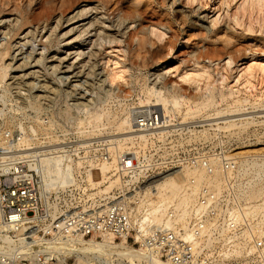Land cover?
<instances>
[{"label":"built area","instance_id":"built-area-1","mask_svg":"<svg viewBox=\"0 0 264 264\" xmlns=\"http://www.w3.org/2000/svg\"><path fill=\"white\" fill-rule=\"evenodd\" d=\"M138 106L132 108L134 128L149 133L148 141L142 146L135 142L118 156L112 171V180L117 179L118 185L108 194L100 192L110 180L99 177V167L113 162L115 152L109 143L95 142L90 127L79 131L76 114L61 119L62 129L27 138L15 131L5 136L0 143L1 227L11 237L21 238L24 245L28 243L31 252L20 255L1 249L0 264H63L54 247L79 235L124 239L126 244L174 264H218L236 251L242 253L237 260H253L255 249L258 262L264 259V233L254 227L251 209L241 204V191L234 184L235 177L240 180L242 174L232 149L217 137L205 141L202 125L176 124L175 118L168 121L159 106ZM51 111L45 113L46 119ZM195 130L197 140L178 142ZM53 155L65 157L73 167L72 175L64 185L49 182L45 188L42 161ZM188 170L201 171L207 177L218 173L221 192L209 185L196 189V179L190 177L183 194L194 202L186 209L161 207V219L148 218L155 205L151 202H155L156 184ZM244 177L246 183L252 179L251 175ZM72 258L64 264H70Z\"/></svg>","mask_w":264,"mask_h":264},{"label":"bare ground","instance_id":"bare-ground-1","mask_svg":"<svg viewBox=\"0 0 264 264\" xmlns=\"http://www.w3.org/2000/svg\"><path fill=\"white\" fill-rule=\"evenodd\" d=\"M15 0H0V13L6 12L7 14H15L14 18L3 19L1 23L3 26L9 27L8 32L6 35H10V38L13 35H18V32L22 30L28 23L32 21L30 18V11H31V1L29 0L23 3L22 6L18 7H10V4H13ZM75 1V0H74ZM73 1V2H74ZM102 4V8H105L106 11L108 8L112 10L111 14L115 12L122 14L120 19L118 18L115 22H112L110 27L108 26L107 29L115 28L117 31L124 32L129 28L131 23L135 22L136 18L144 19L146 18V9L142 4V0H98ZM183 4L186 5L188 8L195 7L196 5L204 6L209 13H213L215 16L213 19V27H219L223 24H228L232 29V34L234 37L244 38V39H252L253 37H261L264 36V0H182ZM44 6L48 7L53 12L64 11L66 8L70 7L72 4L71 0H43ZM15 4V3H14ZM98 9V8H97ZM149 12V11H148ZM17 13H19L17 15ZM153 12L152 15H154ZM159 14L156 12V15ZM155 16V15H154ZM84 17L83 11L77 12L72 17H58L56 21L55 27H48L46 23L43 25V29H35L36 31H29L27 33L28 38H25V42L20 44L17 48L18 55H14L12 57V61L18 60L19 55H27L24 57V62L17 66L14 71H22L24 67H27L32 64L33 60L35 59L34 55L37 49L34 47L35 40L38 37H41V41L43 38V31L48 29L50 31L49 39L52 42L53 39L57 38V30L63 27L64 23L72 22L76 19H81ZM157 17V16H156ZM175 18V17H174ZM165 19V18H164ZM177 20V19H176ZM78 21V20H77ZM167 21L166 23L157 22L152 23L147 27L146 32L143 33L144 39L146 41H153L154 44L159 45V48H163L167 43L171 42V38L173 36H177L179 34V30L174 27L173 21L169 14H167ZM178 22V21H177ZM103 21L100 22L98 19H93L86 24H81V26H76L70 28L65 35L67 34H76L77 41H82L84 37L86 40L95 37L94 44L97 46L101 45L98 43L102 39H106V37L110 36L106 32V28L103 25ZM180 23L182 26H185L188 22L186 20H181ZM37 26V25H36ZM164 27L170 31H166ZM39 27V25H38ZM41 27V26H40ZM200 27V26H199ZM196 36L199 38L206 37L207 33L205 29L200 27L197 29ZM95 31L94 34L92 32ZM128 32V31H127ZM126 32V33H127ZM137 32V31H136ZM131 33V32H130ZM133 33V34H132ZM131 34L136 37L135 32ZM30 34V35H29ZM5 35V36H6ZM139 35V34H138ZM33 36V37H32ZM106 36V37H105ZM32 37V38H31ZM134 37V38H135ZM138 37V36H137ZM232 37V36H231ZM233 38V37H232ZM35 39V40H34ZM225 39V37H224ZM264 39V38H260ZM91 40V39H90ZM142 40V38H141ZM87 42V41H86ZM224 45L221 47L219 46H211L209 50L206 52L207 55H220L226 54L229 55L227 61L223 64L225 68H229L231 71H234V76L231 77L232 80L235 81L234 85H240L242 83L253 86V82L259 81L264 83V62L258 61L259 53L264 54V50L261 48L259 52L253 50V47H250L251 51V59L246 63L238 64V56H235L233 51L240 52L242 48L239 47L236 50H233V43L230 39L223 41ZM240 42V41H239ZM141 43V41H140ZM139 43V44H140ZM237 43V42H236ZM143 44V41H142ZM146 43H144L145 45ZM256 44V43H255ZM261 44V43H260ZM44 49L47 50L49 46L47 44H42ZM240 45V43H239ZM16 46V45H15ZM142 46V45H141ZM237 46V45H236ZM241 46H244L241 44ZM262 46V45H260ZM14 47V46H13ZM28 47V48H27ZM257 47V45H256ZM11 44H6L3 48H0V83L4 82L5 79L9 76V72L12 69V65L10 63H5V59L7 56L11 55ZM31 48L30 51L28 49ZM143 48V46L141 47ZM171 48V47H170ZM208 49V48H207ZM98 50V49H97ZM77 52V51H76ZM245 52V51H244ZM87 54L83 49H80L78 55H85ZM247 54V53H246ZM94 53H91V56ZM246 55L243 54L242 57ZM249 56V57H250ZM213 56H209L211 58ZM237 57V58H236ZM44 54L40 56L34 66H40L44 62ZM247 58V57H246ZM245 58V59H246ZM205 59V58H204ZM60 61V65H56L53 69V73H56L58 70H61V65L64 59H57ZM95 64V63H94ZM221 64V63H220ZM116 69L117 71H102L99 73L101 77H105L102 81L107 85L110 86L111 89L108 93L110 98H115V100L119 101L120 95L115 90L112 91L114 85L120 81H126L127 77L131 76V83L134 81V77L131 74L126 73V69H122L118 62H116ZM221 66V65H220ZM29 68V67H28ZM90 68V67H89ZM88 68V70H89ZM95 66H92L90 69L91 73H94ZM114 68V69H115ZM22 69V70H21ZM45 72L40 74V71H33L29 73H23L22 75L12 76L11 79L14 81L13 84L17 85L16 89H20V87H29L35 89L39 92H45L46 84H41L42 82H47L44 78H48V70L44 69ZM221 70V69H220ZM75 69H72V66L68 67L67 70L64 72L72 73ZM85 70L81 68L79 71L75 73L74 76L70 77V75L66 77H60L63 83L67 81H72L75 77H83L85 75ZM86 74V73H85ZM128 74V75H127ZM88 75L91 77L90 73ZM165 75L159 74L156 75L155 78L147 84L146 78L142 80H135L136 82L142 81L144 85L140 91H138L139 95V106L138 107H148V106H159L162 108L163 112L165 113L168 121L173 120L176 118L177 110L176 108H180L186 105L193 114H199L200 111L206 109V105L213 102L214 93L208 95V100L206 103H191L186 100L183 96H180L174 92H166L162 86L159 84L161 83L162 79ZM89 77V78H90ZM213 77V74L208 65L200 63L195 64V68L191 69L189 73H185L183 75V79L187 81H191L194 83H198L199 80H209ZM71 78V79H70ZM88 78V79H89ZM134 78V79H133ZM137 78V77H136ZM228 77L222 75V82L226 81ZM28 79H33V82L27 83ZM146 81V82H145ZM9 84V86L12 85ZM128 83V82H127ZM118 84V83H117ZM152 84V85H151ZM49 85V84H47ZM232 85V86H234ZM244 85V84H243ZM19 86V87H18ZM81 85L75 84L72 85L71 93H77L80 91ZM115 87V86H114ZM237 87V86H236ZM53 88V87H52ZM234 88V87H233ZM232 87L229 89V96L234 97L239 93L238 89H233ZM15 89V88H14ZM27 89V88H26ZM116 89V88H115ZM166 89V88H165ZM254 89V88H253ZM70 90V89H69ZM47 91V90H46ZM51 91V90H49ZM134 92V91H133ZM47 96V95H46ZM45 96V97H46ZM87 96H92V93H87ZM35 97V96H34ZM43 97L42 95L40 96ZM48 97V96H47ZM85 96H81L80 98H84ZM220 97L223 99L225 96L223 92L220 93ZM237 97V96H235ZM36 98V97H35ZM39 95L37 96V99ZM37 99H27V103H19L17 100L10 99L9 96L1 95L0 96V139H1V131L6 128H18L20 131H15L17 135H20V138H27L29 136L37 135L38 132H47L50 130L62 129V124H59V116L56 113L48 115V119L44 116V108L39 100ZM34 100V101H33ZM42 100V99H41ZM40 100V101H41ZM88 101H93L90 98L87 99ZM110 100V99H109ZM114 100V99H113ZM88 102L89 104L91 103ZM116 102V101H115ZM249 100L247 98H236L228 107L226 111L229 113H234L236 111L245 110L246 106L248 105ZM101 106L91 107L88 112L85 114L87 118H81V121L87 119L85 122L84 127H90L91 133H102L108 132V135H103L102 137L95 138V142H107L112 147V151L115 152L113 162L103 163L99 167L101 171V176L103 180L109 179L108 184L105 185L101 189V193H111L112 189L118 185V180H112L115 163L118 161V156L126 153L133 145L138 143L140 146L144 145L143 143L148 141L149 133H144L141 131H137L134 128V117H133V105L129 107L127 104L120 102L118 109H113L108 104L106 105L105 102ZM111 103V102H110ZM77 104V103H76ZM260 104V103H259ZM137 105V104H136ZM113 106V105H112ZM253 107H256L254 103H252ZM86 108V107H85ZM89 108V106H88ZM52 109V108H51ZM48 110V109H47ZM87 111V109H85ZM49 111V110H48ZM57 111V110H56ZM52 112V111H51ZM67 112V111H66ZM81 112V111H80ZM59 113V112H58ZM223 113V110H218L216 115H220ZM81 114V113H80ZM77 116H82V115ZM83 114L84 116H86ZM62 115V114H61ZM66 115V114H65ZM62 115V116H65ZM67 116V115H66ZM65 117L60 118L65 119ZM77 116L74 117V120L77 119ZM178 117V116H177ZM82 121V122H83ZM62 123V122H61ZM254 123V120L237 123L236 120L230 119L224 122L223 127H219V129H238L239 134L243 131L247 130V127ZM77 125V124H76ZM80 126L82 124H79ZM77 125V128H81ZM169 125H173L170 123ZM113 131H111V130ZM110 130V131H109ZM8 131V130H6ZM5 131V132H6ZM80 131V129H79ZM12 132V131H10ZM4 133V132H3ZM9 132L6 133V135ZM203 135L206 137L208 134L207 129L202 131ZM197 131L190 132L186 138H178V142L182 143L192 142L190 140V136L196 135ZM4 135V134H3ZM5 136V135H4ZM22 136V137H21ZM109 141H108V140ZM3 140V139H2ZM2 140L0 142L2 143ZM107 140V141H106ZM4 142V141H3ZM57 147V146H56ZM249 152H239L233 154L235 158L238 157L242 160L239 161L240 169H241V177L240 180L238 177L235 179V186L239 188L241 191L239 199L243 206L247 204V209H251L249 213L253 217L254 227L261 228V233H264V151L256 153L254 155H248ZM54 154V153H53ZM47 155V154H44ZM44 169L41 175V181L45 188L49 184V182H60L61 185L65 184L66 177H70L72 172H70L73 167L71 164L65 160V157L62 155H53V156H45L43 157ZM92 167L94 163L91 164ZM65 167L68 169L66 170ZM246 175H251L252 179L249 183H246ZM90 176V173L88 174ZM190 177H194L196 179L195 188L198 189L203 185H209L216 187L218 191L221 192L222 190V179L221 176L216 173L212 177H207L203 172L196 171V170H188L184 173L183 176H171L156 184L157 191L153 195L155 197V202H151L155 205L152 207V212L148 218L153 220L161 219L160 208L161 207H171L175 209H186L190 203L194 202L193 197H189L183 194L185 182ZM101 183V182H99ZM98 185V184H97ZM151 193H147L146 195H150ZM143 195V194H142ZM251 204V206L249 205ZM3 215L0 212V251L1 249H5V251H18L19 254H29L31 251L29 249L28 243L23 244L24 241L21 238H13L11 237L6 230L1 227L3 225ZM61 245H56L54 247L55 252L59 255H62V261L67 260L70 257L76 258L80 263L79 264H174L170 261L164 260L161 256H157L155 253L147 252L144 249L136 248L126 244L125 240H115L112 236L103 235L101 238H96L95 236L86 238L84 236H74V237H67L62 240ZM254 249V248H252ZM227 257H238L241 256V251H236L233 254H226ZM233 262H226L222 261L218 264H264L262 263H255L253 260H247L241 262L240 260L230 259ZM243 261V260H242ZM264 261V260H263Z\"/></svg>","mask_w":264,"mask_h":264},{"label":"rangeland","instance_id":"rangeland-1","mask_svg":"<svg viewBox=\"0 0 264 264\" xmlns=\"http://www.w3.org/2000/svg\"><path fill=\"white\" fill-rule=\"evenodd\" d=\"M71 1L72 4L70 5V7L66 8V10H64L63 12H53L48 7H46V5L44 6L43 0H32L31 5H33L31 6L30 11V18L32 19V21L28 23L22 30H20L18 32V35H13L11 38L10 35H6L9 27L3 26L1 20L14 18L16 15H10L6 12L0 13V48H3V46H5L6 44H11V55L6 57L5 63H10L13 66L11 71L9 72V76L5 79L4 82L0 83V96L6 95L7 97L9 96L10 99L12 98V100H17L19 103L25 104L27 103V99H37V96L39 95V98L37 100H39L42 106H45L44 114L48 112V110L50 111L51 108L52 112L50 114L56 113L61 117H65L66 115V117H68L71 112L73 114H76V116L81 113L80 115L82 116H77V119L75 120L77 125L82 124L81 126L79 125L81 127L78 128L79 130L85 126V122L87 121V119H84V121L82 120V122L81 118H87L88 113L87 115L85 113L88 112L91 107L93 108L95 106H101L103 104L101 102H105V104H108V106H110L111 108L114 107L113 109H118L120 102L127 104L129 107H132L136 104L139 105L138 91H140V89H142L144 85H142V81L136 82L135 80H142V78H146L147 84H150V82L153 80V78L156 77V75L163 74L165 76L159 85L162 86L167 93L174 92L180 96H183L191 103H206L208 100V95L212 92L214 93V101L207 104L206 109H203L197 115L193 114L190 111V109L186 106L187 104L180 108H176L177 110H175L174 112H177V114L175 115L176 121H174V123L184 124V126H186L187 124L195 123L194 126L202 125L207 130H214L212 133H208L206 137L203 135L205 141L207 139L212 140L217 137L220 139V143L222 145H224L223 143H226V145H228L232 149L233 154L239 152H249L248 155H254L256 153L264 151V83L261 84L260 80H255V83L253 82L252 87L250 85L248 86L245 83L234 85L235 81L231 79V77L235 74L234 71H231L229 68H225V66L223 65L227 61L229 55L220 54L218 56L206 54V52L209 50V47L213 45L219 46L220 44L221 45L219 47H221L222 45H224L223 41L230 39L233 43V47H231L233 50H236L239 47L242 48V51L238 52V54L235 51L232 52L235 56H238V64H241L242 62L246 63L251 59V51L249 49L250 47H253L254 51L257 50V53L259 52V50H261V48L264 50V39H260L261 37L264 38V36L253 37L252 39H238V37H234V34H232V29L226 23L217 28L213 27V19L215 16L213 15V13H209V11H207L204 6L196 5L195 7H193V9L188 8L183 4L182 0H142V4L146 9V18H136L135 22L131 23V25H129V28L125 30L124 33L123 31H117V29H115L114 27L111 28V30L110 28L107 29L108 26L110 27L112 22H115L118 18L120 19V17H122V14L117 12L111 14L112 10L108 8L106 11L105 8H102V4L98 0ZM25 2L26 0H15V4H10V7H12L11 9H13L14 6H22ZM81 11H83L84 17L81 19H76L75 22H65L63 27L57 30L56 33L58 37L53 39L52 42L47 39L50 31H47L48 29H45L43 31L44 35L42 41L41 37H38L36 40L34 39L36 41L34 43V47L37 49V51L34 55L35 59L33 60L32 64L24 67L27 69H21L22 71H14L17 66L21 65L24 62V57L27 55V53H25L24 55H19L18 60L12 61V57L14 55H18L19 50L17 48L20 46V44L25 42V38H28L27 33L29 31H36L35 29H37V31L39 29L42 30L43 25H45L46 23L48 24L49 28L52 27L53 29L56 25L55 20H57L58 17L62 16L69 18L77 12ZM153 12H155V16L152 15ZM156 12H158L159 14L156 15ZM18 14L19 13H17V15ZM167 14L170 15L173 21L172 25L176 27L180 32L179 34L177 33V36H173L171 38L170 43H167L163 48H159V45L154 44L153 41H146V39H144V37L142 36L143 33L146 32L147 27L150 24L157 22H168ZM93 19H98L100 22L103 21L104 23L102 26L106 28V33L110 35L108 37L105 36L106 39L104 38L98 42L101 43V45L96 46L94 44V40L96 39L94 36L87 40L86 37H84L82 41H77L76 34L72 33L65 35V33L70 28L81 26V24H86ZM181 20H186L188 23L185 26H182V24L180 23ZM199 26L205 29V32L207 33L206 37L198 38L195 35L198 31L197 29L200 28ZM163 28L167 32L169 31L167 27L163 26ZM130 32H135L136 37L133 36V33L131 34ZM94 33L95 31L92 32V34ZM144 43L146 44L144 45ZM42 44H47V46H49L47 50L44 49ZM241 44H243L244 46H241ZM141 45L143 46V48H141ZM80 49H83L87 54L79 56L78 52L80 51ZM30 50L31 48L28 49V51ZM91 53H94V55L91 56ZM42 54H44L45 57L43 64H41L40 66H34L37 59L42 56ZM243 54H245L246 56L242 57ZM257 55L258 61L264 62V54L259 53ZM209 56L213 57L209 58ZM57 59H64V61L61 62V70H58L56 73L52 74L55 66L60 65V61H58ZM116 62L119 63L122 69L127 70L126 73L129 72L128 74L133 75V77L135 78H133L134 81L132 83L130 80V76L127 77V80L125 82L120 81L117 82L118 84L116 83V85H114L115 87L113 86L112 91H119V101H117L118 99L115 100V98H110L108 96L107 92H110L109 89L111 88L102 81L105 77H101V75H99V73L102 71H117L118 68H115L118 67L116 66ZM199 62H202V64H206L209 66L213 77L209 80H199L198 83L184 80L182 78L183 75H185V73H189L191 69H194L195 64ZM70 66H72V69L74 68L75 71H73L72 73L64 72ZM92 66L96 67L94 73L90 72ZM81 68L85 70L86 74L82 73L85 76L78 78L74 77L71 82L67 81L66 83H63L60 80V77L63 76H74L75 73ZM44 69H47L49 72L47 76L48 78L44 76L47 82L45 81L41 83L46 84V88L44 90L45 92H39L29 87L23 88V86L20 87V89H16L17 85L12 83L14 81L13 79H11L12 76H18L22 75L23 73H29L33 71H40V74H43L45 72ZM88 73H90L91 77L88 75ZM222 75L228 77L224 82H222L221 80ZM33 81V79H28L26 82L30 83ZM11 83L12 85L9 86V84ZM75 84L81 85L79 86L80 91H77V93H71L72 85ZM231 87H234V90L239 88V93L235 95L237 97L229 96V89ZM221 92H223L225 96L223 99L220 97ZM87 93H92L94 97H86ZM41 95L43 96L42 98L40 97ZM81 96L85 97L80 98ZM90 98H94V100L91 101ZM236 98H247L249 100L246 109L236 111L234 113L227 112L226 108ZM47 99L50 102H46ZM87 99L91 101L90 104L88 103L90 101H88ZM54 103H57L58 105H65V107L58 108V106ZM99 103L101 105H99ZM252 103H254L256 107H253ZM85 109H87V111ZM218 110H223V113L220 115H216L215 113H217ZM61 114L66 115L62 116ZM83 114H85L86 116H84ZM61 117H59V121H57L59 124H62L60 122ZM248 118L250 121L254 120V123L250 124L247 127V130L241 132L240 134L238 129H219V127L224 126V122L230 119L236 120L237 123H242L248 121ZM196 123H199L200 125H196ZM219 130L222 134V137H224L223 140L221 136L219 137V134L217 132ZM10 131L20 130L18 128H4V133L1 131L2 135L0 140L3 139L2 142L6 140V133ZM39 133L41 132H38V134ZM93 135L95 138H99L103 135L107 136L108 132L103 131L102 133H96ZM197 138V134L190 136L191 141L197 140ZM241 158L238 159L237 157L235 159L240 161L242 160ZM96 176H98V174H96ZM258 255L259 253L255 249L252 254L253 262H258ZM227 258L228 261L226 262H233L230 259L236 260V258L233 256ZM263 260L259 261L258 263L264 262ZM240 261L244 262L247 260ZM69 263L79 264L80 262L76 258H72Z\"/></svg>","mask_w":264,"mask_h":264}]
</instances>
